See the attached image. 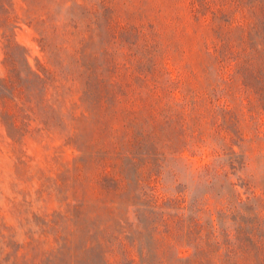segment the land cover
<instances>
[{
    "label": "trees",
    "instance_id": "16d2710c",
    "mask_svg": "<svg viewBox=\"0 0 264 264\" xmlns=\"http://www.w3.org/2000/svg\"><path fill=\"white\" fill-rule=\"evenodd\" d=\"M23 1L25 16L16 12L14 0H0L4 115L13 124L19 118L21 129L38 121L37 130L63 133L77 154L55 186L65 192L66 208L34 213L30 239L0 263L83 264V255L95 251L102 264H264V184L257 192L254 180L231 178L247 164L245 145L237 150L224 139L208 143L223 131L242 139L244 121L264 139V0H237L246 8L240 27L245 47L231 52L233 29L221 26L211 52L220 63L238 60L227 86L239 74L250 86L247 74L255 76V105L245 110L234 87L227 94L220 81L188 89L179 109L165 113L150 111L142 92L129 93V84L113 78L117 60H83L85 32L96 30L103 16L112 27V0ZM192 4L196 15L209 7L208 0ZM20 21L39 34L46 64L30 63L16 38ZM138 68L143 73L144 63ZM206 117L217 125L213 136H205L201 126ZM86 123L93 136L84 141ZM207 147L212 157L192 167L201 193L157 192L152 181L158 180L159 165L161 177L168 154L190 150L203 156ZM89 164L98 169L97 178L88 174ZM93 180L99 196L88 204L86 185Z\"/></svg>",
    "mask_w": 264,
    "mask_h": 264
},
{
    "label": "rangeland",
    "instance_id": "374dc122",
    "mask_svg": "<svg viewBox=\"0 0 264 264\" xmlns=\"http://www.w3.org/2000/svg\"><path fill=\"white\" fill-rule=\"evenodd\" d=\"M14 1L16 12L25 16L26 3L23 0ZM208 2L209 7L196 15L192 0H112V27L107 26L103 16L96 30L85 32L83 60L87 63L117 60L119 69L113 78L129 84L126 89L129 93L142 92L150 111L161 109L165 113L173 109L176 112L188 89L199 90L220 81L227 94H230V87H234V95L238 97L236 101L241 102L245 110H249L259 95L255 76L247 74L250 86L245 84L242 74L236 77L234 84L227 86L236 71L238 60H224L220 63L215 54H211L217 41V30L221 26L224 30L233 29L229 39L231 52L236 53L245 47L242 38L246 32H242L240 27L246 22V8L239 6L237 0ZM18 24L20 27L16 28V38L27 48L30 63L34 67L40 62L46 64L47 56L41 49L39 34L25 21ZM3 58L0 32V75L5 73ZM142 63L145 67L143 73L138 68ZM7 109L0 102L2 258L8 257L10 253L13 255L22 243L30 239L32 230L36 229L34 213L43 215L66 208V194L60 193L55 186L64 180L67 166L77 154L67 145L63 133L37 130L40 125L38 121H32L27 130L21 129L19 118L13 124L12 119L4 115ZM174 118L177 119L176 114ZM260 122H264V116ZM244 125L246 127L241 134L242 139L223 131L216 140L210 137L208 143L224 139L237 150L245 145L247 164L237 174H232L231 178L240 181V175L252 179L259 184L256 191L260 192L264 184V139L256 137L247 121H244ZM201 126L206 132L205 136H213L217 130V125H212L209 117L202 120ZM168 131L173 133L171 129ZM92 136V127L89 123L84 124L82 139L87 141ZM203 150L207 155H192L190 150L178 157L168 154L161 168V177L159 165L158 180L152 181L157 192L167 190L168 194L177 192L188 197L201 193L203 188L198 185L192 167L212 157L209 147ZM97 171L94 165L89 164L88 174L97 178ZM237 188L244 191L245 187L237 184ZM98 191L95 180L87 182L85 197L88 204L95 202L99 196ZM149 242L152 244L150 239ZM83 264L102 262L97 252L92 251L83 255Z\"/></svg>",
    "mask_w": 264,
    "mask_h": 264
}]
</instances>
